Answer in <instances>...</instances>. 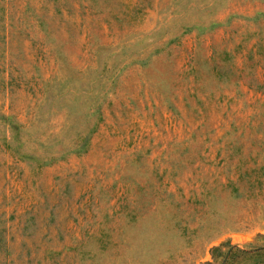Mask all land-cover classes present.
<instances>
[{
  "label": "rangeland",
  "instance_id": "rangeland-1",
  "mask_svg": "<svg viewBox=\"0 0 264 264\" xmlns=\"http://www.w3.org/2000/svg\"><path fill=\"white\" fill-rule=\"evenodd\" d=\"M0 264H264V0H0Z\"/></svg>",
  "mask_w": 264,
  "mask_h": 264
},
{
  "label": "trees",
  "instance_id": "trees-1",
  "mask_svg": "<svg viewBox=\"0 0 264 264\" xmlns=\"http://www.w3.org/2000/svg\"><path fill=\"white\" fill-rule=\"evenodd\" d=\"M213 249H216V247H214Z\"/></svg>",
  "mask_w": 264,
  "mask_h": 264
}]
</instances>
